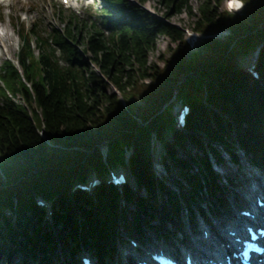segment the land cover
Returning a JSON list of instances; mask_svg holds the SVG:
<instances>
[{"label":"trees","instance_id":"obj_1","mask_svg":"<svg viewBox=\"0 0 264 264\" xmlns=\"http://www.w3.org/2000/svg\"><path fill=\"white\" fill-rule=\"evenodd\" d=\"M159 1L193 11L189 0ZM219 1H200L194 30L229 34L208 35L187 58L183 31L131 0H102L89 23L69 12L48 32L22 26L15 60L0 64V255L53 264L62 242L68 263L83 250L102 258L117 250L120 226L141 234L140 218L160 214L179 230L183 206L194 216L204 214L193 206L202 196L222 202L211 161L223 160L221 150L234 163L240 151L264 170V0H247L240 14ZM159 35L176 42L162 66L148 61ZM255 51L250 71L249 58H239ZM175 100L190 107L181 128ZM187 144L195 155L179 152ZM157 153L167 173L176 169V189L157 176ZM118 167L128 170L120 187L108 179ZM92 175L99 182L91 193L75 187Z\"/></svg>","mask_w":264,"mask_h":264},{"label":"rangeland","instance_id":"obj_2","mask_svg":"<svg viewBox=\"0 0 264 264\" xmlns=\"http://www.w3.org/2000/svg\"><path fill=\"white\" fill-rule=\"evenodd\" d=\"M137 4H142V7L145 8L147 11L161 17L163 20H168L171 24L175 25L176 27L180 28L184 33L185 39V30H194L195 23L198 17V10L197 7L201 0H189L190 6L193 8L192 13H188L185 10L175 11L173 8L168 7L165 3L159 0H136ZM226 1L227 0H220L219 1V9H226ZM142 2V3H141ZM102 0H77L71 2V5L63 4L61 0H0V26L3 23H6L8 28L11 32V37L5 42V45L0 43V64L4 59H13L15 60L16 54L19 49V37L18 34L21 31L22 26L26 28H31L32 24L35 23L38 27V30L42 32H48L52 27H63L64 23L67 22V18L65 15L69 12H73L76 14L80 19L87 20L88 23L93 20H98L95 15L102 4ZM247 0H243V7L238 9L237 11H233L232 14H240L248 5ZM63 8L65 12L60 11V6ZM97 23V22H96ZM79 25V23H78ZM34 29V28H33ZM229 34L227 29L213 32V33H203L201 38L204 35H210L216 38H225ZM201 38L197 40V43L191 47H188V50L185 53V58H187L191 51L195 49L199 50L201 47ZM176 42H172L168 36L159 35L156 37L154 47L149 51L148 61L150 64L157 63L158 65H163V59L161 56L166 57L169 56L170 49L175 47ZM35 47V44L33 45ZM36 49V47H35ZM257 50V49H256ZM254 53H250L249 55L246 53L239 58V62L243 59H247ZM252 60V57H251ZM178 101L173 102L172 113L176 111L177 107L179 106ZM166 106V105H165ZM156 143V141L154 142ZM141 144V139L137 135L136 138L133 140L132 146L137 147ZM159 145V144H157ZM103 145H101L102 147ZM185 151L188 152L190 155H195L197 151L196 147L192 144H187L185 150H179L180 153L185 155ZM223 160L218 164H214L216 172L219 173L221 179V185L223 186L224 190L222 192V202L212 205L206 196H202L195 204H193L194 209L196 210L197 206L203 207V211L205 212V216L211 215L214 216L215 214H220L223 218L229 217L232 213L233 208L231 205L233 203H243V199L240 198L237 191L243 187L242 178L246 177L247 169L251 170L252 172L256 173L260 177L264 178V170L251 166L247 159L243 156L242 152L239 151L240 160L237 163L232 162L228 155L223 151ZM211 155V154H210ZM212 163L215 161L211 158ZM157 176L158 177H168L167 182H169L170 186L173 189H176V185L171 181L172 176L175 177L177 171L174 167H169V172L167 173L163 166L157 164ZM123 168V167H118ZM125 169V168H124ZM143 192V191H142ZM144 193V192H143ZM161 199V198H158ZM160 201L157 200V203ZM181 216V217H180ZM179 221L183 219L184 222V230L183 232H176V234L171 235L172 232H165L166 235H161L158 233V225H165V230H167L170 226L168 223H162V216L160 214L155 215V217L150 219V222L144 220L142 216L140 218L142 222V233L138 234L131 228H125L120 226L118 238H117V250L110 252L107 256L100 257L97 256L92 250L89 252L93 254L94 258H96L97 264H115L116 262L125 261V258L122 257L123 252H125L124 247L129 246L131 243L124 244L125 236L132 237L135 241H141L144 243H165L169 248L176 249L178 247H182L185 244V238L189 237L191 233L188 230L193 229L198 231L200 229L194 228L195 221L197 216L191 215L188 211L185 210L184 206L182 207V212L179 213ZM203 216H200V218ZM191 224V226H190ZM152 226V227H151ZM157 229V231H156ZM187 233V234H186ZM194 235H197L194 233ZM194 235L190 236L192 238ZM19 237V236H18ZM122 238V239H121ZM124 239V241H123ZM188 240V239H187ZM10 239H6V242H10ZM120 244V245H119ZM123 245V246H122ZM55 249L57 255L59 256L53 264H59V260H63L64 264H75L74 260L71 262H67V257L65 258L64 255L68 256L67 249L69 246L64 245L62 242L55 243ZM127 254V252H125ZM39 258V257H37ZM36 258V259H37ZM70 258V257H68ZM72 258H77V255H72ZM35 261V262H34ZM42 264L38 263L35 258L29 255H22L18 252L12 251L10 254L2 253L0 255V264ZM52 263V262H51ZM48 263V264H51ZM120 264V263H119Z\"/></svg>","mask_w":264,"mask_h":264},{"label":"bare ground","instance_id":"obj_3","mask_svg":"<svg viewBox=\"0 0 264 264\" xmlns=\"http://www.w3.org/2000/svg\"><path fill=\"white\" fill-rule=\"evenodd\" d=\"M70 1V0H69ZM11 32L8 28L6 23H3L0 26V43L5 45V42L10 39ZM247 176L242 178V184L243 187L235 190L237 191L240 198L243 199V203H233L231 207L233 208L232 213L227 218H223L220 214H215L214 216L208 215L206 217L200 218L197 217L194 228L197 229H206L208 230L207 237H202L197 235H194L191 238L190 245L184 244L182 246V252L190 251L192 258L198 262L201 258L200 254L194 250V245L197 247H207L204 245L215 243L218 239L219 235L221 234L223 239L226 243H233V236L228 234L229 229H233L234 223L231 219V217H235L239 219L240 223H257L258 221H251L248 217L242 215L240 213V210L244 207H247L250 210H253L255 213H261L264 212V206H257L254 202V199L256 196H260L264 199V178L260 177L256 173L252 172L251 170L247 169ZM246 199V200H244ZM189 231V230H188ZM157 243H151L147 245V242H141L137 241V245H129L124 247L123 250L127 252L129 255L133 254L135 258H149L147 254H145V250H152L154 249L153 245H156ZM123 246V245H122ZM190 246V247H189ZM123 252L122 257L127 258L129 255L125 254ZM59 264H64L65 262L63 260H59ZM121 264V262H119ZM116 262L115 264H119ZM123 264H125V261H123Z\"/></svg>","mask_w":264,"mask_h":264}]
</instances>
